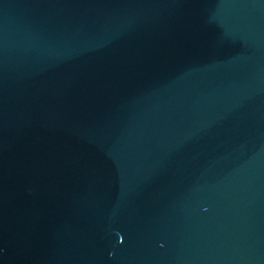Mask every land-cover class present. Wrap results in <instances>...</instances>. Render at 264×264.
I'll list each match as a JSON object with an SVG mask.
<instances>
[{"label":"water","instance_id":"95a60500","mask_svg":"<svg viewBox=\"0 0 264 264\" xmlns=\"http://www.w3.org/2000/svg\"><path fill=\"white\" fill-rule=\"evenodd\" d=\"M0 264H264V0H0Z\"/></svg>","mask_w":264,"mask_h":264}]
</instances>
